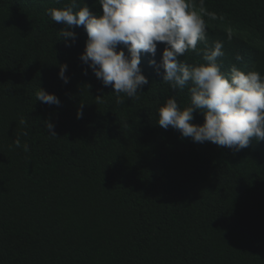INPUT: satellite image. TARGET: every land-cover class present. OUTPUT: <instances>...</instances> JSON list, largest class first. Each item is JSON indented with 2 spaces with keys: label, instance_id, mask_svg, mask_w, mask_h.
<instances>
[{
  "label": "trees",
  "instance_id": "trees-1",
  "mask_svg": "<svg viewBox=\"0 0 264 264\" xmlns=\"http://www.w3.org/2000/svg\"><path fill=\"white\" fill-rule=\"evenodd\" d=\"M69 3L0 0V264H264V141L233 152L161 128L159 107L170 97L187 107L192 85L173 91L150 54L141 56L149 84L116 103L91 69L83 74L84 28L66 46V25L48 15ZM192 5L207 25L198 49L220 41L225 74L264 76V0ZM180 60L203 62L192 51ZM39 87L60 106L36 100ZM202 122L195 112L192 123Z\"/></svg>",
  "mask_w": 264,
  "mask_h": 264
},
{
  "label": "clouds",
  "instance_id": "clouds-1",
  "mask_svg": "<svg viewBox=\"0 0 264 264\" xmlns=\"http://www.w3.org/2000/svg\"><path fill=\"white\" fill-rule=\"evenodd\" d=\"M98 4L99 14L85 2L79 6V0H70L65 7L49 9L48 15L56 24L66 25L60 32L66 46L77 40L73 29L84 28L87 40L79 56L87 66L83 74L91 69L104 87L113 89L116 103H124L125 97L138 98V92L149 84L142 72L141 56L150 54L149 66L173 91L192 85L187 107L181 109L175 97L159 107L157 123L161 128L171 127L194 143L211 142L233 152L248 148L252 140L264 141V76L235 67L225 74L218 63L224 56L220 41L198 49L199 43L206 42L207 25L192 0H98ZM228 36L231 38L230 32ZM160 43L164 47L158 62L154 57ZM188 51L202 55L203 62H181L180 57ZM66 71L67 64H60L58 77L65 84ZM36 100L61 104L55 94L40 87ZM83 107L81 104L76 113L78 119L83 118ZM195 112L203 116L202 123H192ZM45 127L56 136L51 121H46ZM13 145L29 151L27 143L22 145L18 138Z\"/></svg>",
  "mask_w": 264,
  "mask_h": 264
}]
</instances>
